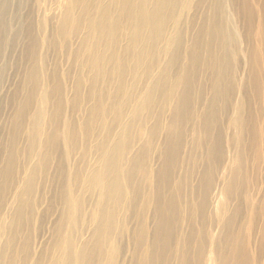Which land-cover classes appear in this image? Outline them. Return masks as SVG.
<instances>
[{
	"label": "bare ground",
	"instance_id": "1",
	"mask_svg": "<svg viewBox=\"0 0 264 264\" xmlns=\"http://www.w3.org/2000/svg\"><path fill=\"white\" fill-rule=\"evenodd\" d=\"M0 264H264V0H0Z\"/></svg>",
	"mask_w": 264,
	"mask_h": 264
},
{
	"label": "rangeland",
	"instance_id": "2",
	"mask_svg": "<svg viewBox=\"0 0 264 264\" xmlns=\"http://www.w3.org/2000/svg\"><path fill=\"white\" fill-rule=\"evenodd\" d=\"M13 79H14V80H13ZM13 79H12V80H13V82L15 83V82L17 81L18 78H15V76H14Z\"/></svg>",
	"mask_w": 264,
	"mask_h": 264
}]
</instances>
